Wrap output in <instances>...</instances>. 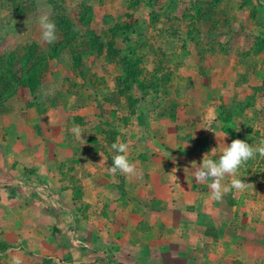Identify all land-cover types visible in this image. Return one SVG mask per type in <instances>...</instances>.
I'll return each instance as SVG.
<instances>
[{
  "label": "rangeland",
  "instance_id": "374dc122",
  "mask_svg": "<svg viewBox=\"0 0 264 264\" xmlns=\"http://www.w3.org/2000/svg\"><path fill=\"white\" fill-rule=\"evenodd\" d=\"M43 15L56 25L54 43L42 39ZM40 58L45 63L38 73ZM128 72L136 77L126 78ZM37 79L31 95L25 83ZM252 108L260 114L253 125L264 127V0H0V264H12L13 257L30 264L34 234L18 227L22 214L3 200L14 184L3 167L14 152L1 146H14L10 136L25 117L62 123L65 142L76 147L58 174L65 186L78 187L75 177L105 166L111 145L129 135L138 111L181 123L189 115L195 125L206 113V125L228 132L246 126ZM74 125L84 141L71 131ZM254 163L261 178L251 183L264 190V157ZM258 197L264 201V192ZM90 199L83 200L86 217ZM43 237L52 241L47 229Z\"/></svg>",
  "mask_w": 264,
  "mask_h": 264
},
{
  "label": "crops",
  "instance_id": "0c3cea01",
  "mask_svg": "<svg viewBox=\"0 0 264 264\" xmlns=\"http://www.w3.org/2000/svg\"><path fill=\"white\" fill-rule=\"evenodd\" d=\"M251 110L249 123L234 132L243 136L236 139L255 147L264 139V127L253 125L260 114ZM199 115L204 123L195 125L189 115V122L181 123L152 120L153 113L138 111L137 122L122 141L129 145L127 156L136 172L111 173L117 154L113 151L98 172L75 177L78 187L65 186L64 176L58 174L60 162L76 147L65 142L62 123L55 120L52 126L50 118L42 122L39 115L22 119L18 135L10 136L14 146L1 144L3 152H14L11 165L3 167L14 183L8 189L10 197L3 200L22 214L15 222L18 227L29 226L34 234L30 264H264V201L258 197L264 190L251 183L252 178H261L253 167L258 155L238 171L248 187L233 189L221 201L211 199L207 183L195 182L194 166L187 169L193 161L198 166L213 148L209 157L217 160L223 144L235 139L224 128L206 125V113ZM79 162L76 158L75 168ZM20 179L27 191H22ZM49 194L59 197L60 203L53 198L47 203ZM88 194L90 217L84 216L83 208ZM51 203V209L44 207ZM51 224L56 226L54 235ZM45 229L50 242L43 237Z\"/></svg>",
  "mask_w": 264,
  "mask_h": 264
},
{
  "label": "clouds",
  "instance_id": "9594fccd",
  "mask_svg": "<svg viewBox=\"0 0 264 264\" xmlns=\"http://www.w3.org/2000/svg\"><path fill=\"white\" fill-rule=\"evenodd\" d=\"M39 24L42 29V39L49 44L54 43L57 39L55 23L50 20L48 15H43L39 20ZM71 131L81 141H84L79 125H74ZM111 149L117 154L113 156V164L109 171L113 174L117 171L126 175L134 174L136 169L127 156L129 145L124 142L113 143ZM215 151L216 148H213L209 153ZM209 153L203 155L198 166L193 161L190 169L187 170L191 171L194 166L193 177L195 182L207 183L208 188L211 190V199L221 201L224 195L233 189L239 192L248 187V183L238 178V171L242 165L254 159L257 155L264 157V139H261L255 147L240 139L232 140L227 146L223 144L222 153L217 160L210 158ZM12 264H21V261L19 258L13 257Z\"/></svg>",
  "mask_w": 264,
  "mask_h": 264
},
{
  "label": "trees",
  "instance_id": "16d2710c",
  "mask_svg": "<svg viewBox=\"0 0 264 264\" xmlns=\"http://www.w3.org/2000/svg\"><path fill=\"white\" fill-rule=\"evenodd\" d=\"M101 52V49H99L98 50V54ZM36 62H38L37 64H36V67L38 68L36 71H38V73L41 71V67H42V64L43 63H45V59L43 58H40L38 61H36ZM40 66V67H39ZM136 77V73L134 72L133 74H131V73H127L126 74V78H135ZM22 84H24L23 82H22ZM26 84V88H28V90H29V92H30V94L31 95H33L34 94V92H35V90H36V87H38V84H39V82H38V79H37V81H33V82H27V83H25ZM225 132H226V130H225ZM226 133H228V134H230L231 135V138L232 137H234V136H236L235 138H237V137H243V136H241L240 134H237V135H234L235 134V132L234 131H228V132H226ZM234 138V139H235ZM4 245H0V250H3V247Z\"/></svg>",
  "mask_w": 264,
  "mask_h": 264
}]
</instances>
